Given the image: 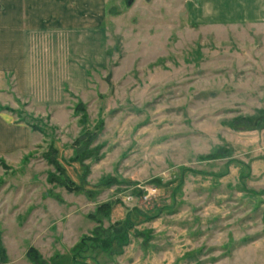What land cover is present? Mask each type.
Returning <instances> with one entry per match:
<instances>
[{"label": "rangeland", "instance_id": "374dc122", "mask_svg": "<svg viewBox=\"0 0 264 264\" xmlns=\"http://www.w3.org/2000/svg\"><path fill=\"white\" fill-rule=\"evenodd\" d=\"M230 2L105 0L102 50L67 44L73 52L54 55L66 67L49 76V59L31 69L34 54L16 64L8 53L0 264H34L31 248L53 264H264V121L243 120L264 114V22L239 20ZM79 102L90 129L104 125L96 159L83 163ZM51 145L85 189L50 182ZM219 149L230 155L212 159ZM111 202L108 216L92 217ZM121 222L127 245L76 255L98 227Z\"/></svg>", "mask_w": 264, "mask_h": 264}, {"label": "crops", "instance_id": "0c3cea01", "mask_svg": "<svg viewBox=\"0 0 264 264\" xmlns=\"http://www.w3.org/2000/svg\"><path fill=\"white\" fill-rule=\"evenodd\" d=\"M232 3H238L239 20L264 22V0H231ZM105 18V0H0V95L7 87L8 53L16 64L24 63L29 54H34L38 56L32 55L30 62H36L39 57L49 59V63L40 65L48 72L65 68V63L54 55L73 52L63 49L67 44L78 46L85 54L91 53L90 48L95 46L102 50ZM44 38L55 42L47 40V44H38ZM12 68L19 77L22 66ZM24 75L29 74L24 72Z\"/></svg>", "mask_w": 264, "mask_h": 264}, {"label": "trees", "instance_id": "16d2710c", "mask_svg": "<svg viewBox=\"0 0 264 264\" xmlns=\"http://www.w3.org/2000/svg\"><path fill=\"white\" fill-rule=\"evenodd\" d=\"M1 108V107H0ZM2 109V108H1ZM2 110L8 111V108H4ZM75 114L77 116H81V125L83 126V134L81 137H79L75 144L79 147H74L76 149V156L75 160L79 161L81 163L84 162V159L94 158L96 159L97 149H91L92 144L96 140V138L99 136L100 131L103 129V121L98 122V127L95 128L97 131H94L89 128V118L86 113V107L83 102H79L75 107ZM27 125L30 126V128L37 132H44V130L34 124H30L28 121H25L22 119ZM247 123H255L256 127L260 125V121H264V114H260L257 118H245L243 119ZM214 155V157H213ZM211 155L212 159H218L222 158V156H228L230 153L227 152V150L219 149L215 154ZM45 157L48 159L49 163L55 168L56 174L50 173L49 180L51 183H55L57 185L65 187L68 191H80L82 189H85L83 186L86 185L83 181L82 186L76 185L72 180H70L65 170L63 169L62 165L60 164L59 160L57 159V150L54 148L53 145H51L50 150L47 152ZM207 158V157H206ZM211 158V157H208ZM0 164L4 166V161L0 159ZM88 169V167H86ZM88 172V171H87ZM86 174L83 177V180L86 178ZM117 181L109 179L107 182H105V185H112L115 184ZM139 196H144L147 191L145 190H139L138 191ZM115 202L111 203H105L100 205V207L97 209V213L95 215H92L94 219H96V216L103 215L108 216L115 208ZM99 220V219H98ZM131 226H126L124 223H118L114 226H111L108 229H102L101 227H98L94 233L92 234V237L84 238L81 240V242L75 247L74 251L76 252V255L87 253V252H96V251H103V252H112L114 246L121 247L124 245H127L129 242V235H128V228ZM128 231V232H127ZM28 258L34 263V264H53V263H47L43 259H41V256L39 255L38 251L34 248H31L28 252ZM0 260L2 263L6 262L7 260V252L6 249L2 245V241L0 238Z\"/></svg>", "mask_w": 264, "mask_h": 264}, {"label": "built area", "instance_id": "2783aa9c", "mask_svg": "<svg viewBox=\"0 0 264 264\" xmlns=\"http://www.w3.org/2000/svg\"><path fill=\"white\" fill-rule=\"evenodd\" d=\"M129 199H130V197H129Z\"/></svg>", "mask_w": 264, "mask_h": 264}]
</instances>
